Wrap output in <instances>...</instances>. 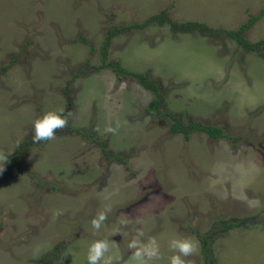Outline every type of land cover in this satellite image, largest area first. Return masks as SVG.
I'll return each mask as SVG.
<instances>
[{
	"label": "rangeland",
	"instance_id": "1",
	"mask_svg": "<svg viewBox=\"0 0 264 264\" xmlns=\"http://www.w3.org/2000/svg\"><path fill=\"white\" fill-rule=\"evenodd\" d=\"M263 8L264 0H0V151L22 152L0 184V264H88L89 245L102 239L115 264H129L138 230L159 243L154 264H169L177 237L205 240L214 264H264V58L220 35ZM158 14L219 33L136 27ZM121 29L104 61L106 36ZM244 37L264 40V17ZM110 62L160 85L161 116L146 111L153 93ZM61 109L67 126L34 143V121ZM166 111L226 127L237 141L185 140ZM104 210L96 232L91 220ZM185 259L205 264L200 247Z\"/></svg>",
	"mask_w": 264,
	"mask_h": 264
},
{
	"label": "trees",
	"instance_id": "2",
	"mask_svg": "<svg viewBox=\"0 0 264 264\" xmlns=\"http://www.w3.org/2000/svg\"><path fill=\"white\" fill-rule=\"evenodd\" d=\"M264 17V8L261 10L260 14L256 16H252V18L245 24H243L238 30L236 31H220V35H226L231 40H234L237 42V44L242 47L245 50L253 51L257 53L258 55H261L264 58V40L252 44L250 43L245 37L244 32H246L248 29H251L257 22H259ZM152 24H167L170 25L172 29L179 31V32H195L200 31L202 33L209 32L212 36L217 35L219 32H216V30L210 28L206 24L198 23V22H187V23H176L171 22V20H168L167 17L164 16V14H158L154 15L153 17L149 18L145 23L143 24H135L137 28L142 29L145 27H148ZM134 25L128 27L130 29ZM125 29H121L115 32L114 30H110L109 34L105 38V45L102 52V55L104 56L103 60H107L108 55V47L110 43L112 42L113 38L123 32ZM105 65V64H104ZM109 67H111L115 72L118 73V75H124V76H132L133 78L137 79L138 82L144 86L145 89L149 90L153 93L154 97L151 103L149 104L148 108L146 109L147 113L153 117H156L161 114L160 110L165 106L166 98H165V92L160 88V85L157 82H148L147 77L144 74H137V73H129L126 70H124L118 62H110L107 63ZM161 116V115H160ZM166 116L170 118L172 121L170 131L174 134H182L185 138V140H190V136L192 133H203L207 135L210 139L213 140H219V139H230L234 142L237 141L236 138L231 136L229 133L227 134V128L226 127H218L215 125H211L208 123H205L203 121H194L192 119H187L183 121L181 117H183V114H179L176 112H167ZM59 130H57L56 134ZM89 132H87L88 135ZM47 142V141H40L39 143ZM19 150H16V153L12 155H8V161L7 166L3 172V174L0 175V184L4 183L7 179L13 176V174L16 171V166H14V163L17 161L18 154H22V152H18ZM255 218L252 217L251 221H254ZM238 222V220H237ZM245 224L250 223L249 220L243 221ZM236 227V224H226L223 230H228L229 228ZM200 242V249L201 253L204 256V262L205 264H214V261L210 259L208 256V253H206V242L205 240L199 241Z\"/></svg>",
	"mask_w": 264,
	"mask_h": 264
},
{
	"label": "clouds",
	"instance_id": "3",
	"mask_svg": "<svg viewBox=\"0 0 264 264\" xmlns=\"http://www.w3.org/2000/svg\"><path fill=\"white\" fill-rule=\"evenodd\" d=\"M68 124V118L63 114V109L59 112L48 111L42 117L34 121V134L32 136L34 143L40 141H50L56 138L57 130L65 128ZM106 132H115L116 129L107 127ZM8 157L0 151V163H7ZM5 168L0 167V174ZM107 211H98L91 220L92 228L98 232L104 222L107 220ZM126 223V222H125ZM144 232L138 230L133 239L128 243V248L132 250L129 258V264H154L155 261L162 259L160 246L155 237H150L147 241L142 240ZM169 250L174 254L168 260L169 264H190L185 258L196 254L199 250V242L191 237H177L169 241ZM111 245L108 240H95L88 248V264H115L116 257L111 255Z\"/></svg>",
	"mask_w": 264,
	"mask_h": 264
}]
</instances>
